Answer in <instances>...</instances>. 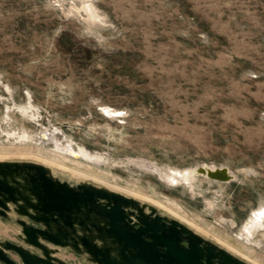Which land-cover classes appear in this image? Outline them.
Segmentation results:
<instances>
[{
  "label": "rangeland",
  "instance_id": "1",
  "mask_svg": "<svg viewBox=\"0 0 264 264\" xmlns=\"http://www.w3.org/2000/svg\"><path fill=\"white\" fill-rule=\"evenodd\" d=\"M80 1L0 0V146L25 129L53 148L43 135L55 133L103 156L94 166L110 183L175 200L202 235L244 242L264 263V230L238 233L264 202V0H94L104 21L91 24ZM203 162L235 179L192 190L153 169Z\"/></svg>",
  "mask_w": 264,
  "mask_h": 264
},
{
  "label": "water",
  "instance_id": "2",
  "mask_svg": "<svg viewBox=\"0 0 264 264\" xmlns=\"http://www.w3.org/2000/svg\"><path fill=\"white\" fill-rule=\"evenodd\" d=\"M210 165L192 169L235 179L228 166ZM60 174L35 160L0 159V221L16 238H0V264H74L67 251L81 264H251L154 204Z\"/></svg>",
  "mask_w": 264,
  "mask_h": 264
},
{
  "label": "bare ground",
  "instance_id": "3",
  "mask_svg": "<svg viewBox=\"0 0 264 264\" xmlns=\"http://www.w3.org/2000/svg\"><path fill=\"white\" fill-rule=\"evenodd\" d=\"M58 1L62 3L64 0H58ZM79 3L80 4L78 5V7L75 8V11L77 13L85 12L86 15L88 16V24H91L93 22L98 23L104 21V18L101 16L102 15L101 12L97 9L94 0H81ZM31 107H32L31 104L23 105L21 106V110L25 113H28L29 112L28 110ZM101 111L110 119L120 118L124 114V112L121 109L112 108L107 105H102ZM104 127H106L110 133H112L114 130L110 123L104 124ZM15 134L17 133L11 132L9 133V136L12 137ZM43 136L46 137L48 140H52L54 142L53 148H48L47 145H44L40 142H36L35 139L32 137V135L24 129L20 135L18 134L17 136H14L15 137L14 140L16 142H19V144L10 143L9 146H4V145L0 146V159H9V158L33 159L51 167L53 170H60L65 174L67 173L68 175L72 174L71 176L74 175L75 177H79V178L81 177L82 179L85 178V180L86 179L93 180L110 189L121 191L124 193L126 192V194L128 193V195L134 196L136 198L154 204L155 206L164 209L171 216L179 219L182 222H185L186 224L194 228L196 231L198 232L204 231V233H207L206 228H203L197 223L184 218V216H182L179 213V211L174 208L176 204L175 200L173 202L171 201V199L170 200L168 199V202L164 203L160 200L149 197L137 191L131 189L127 190L125 187L122 188L116 184H112L109 181H107L105 179V176H107V174L105 173L107 172L105 171L106 168L105 170H103L101 168H97L96 166H94V164L99 165L102 161H104L105 158L103 156L98 154H92L91 152L86 150L84 146L75 149V147L71 143L62 144L57 139L55 133H52L50 135H47V133H45ZM148 164L149 163L146 162L144 163L145 166H148ZM210 167L215 168L216 165H210ZM153 169L156 170L158 174L163 179H165L166 182H168L169 184H173V185L182 184L183 186L188 187L189 189L192 190L195 189L197 185H199L198 181H201L203 179H207L210 182L213 181L212 179H208L204 176H200L195 170L192 169V167L188 169L185 168L186 170H184L177 168L159 167L153 165ZM209 204H211V202H209ZM263 207H264V202H262L259 205V207L253 209L246 222L240 228V232L238 233H241L246 240L252 241V237L254 234H256L260 230H264V215H262L264 214V210H262ZM209 229L213 230V226L210 225ZM216 241L226 246L228 250H230L231 252L235 253L236 255L240 256L241 258H243L244 260L250 263L254 262L255 264H264L262 260L259 259L258 256H256L254 249L244 242H239L238 245H234L230 243L227 239L220 236L217 237Z\"/></svg>",
  "mask_w": 264,
  "mask_h": 264
},
{
  "label": "crops",
  "instance_id": "4",
  "mask_svg": "<svg viewBox=\"0 0 264 264\" xmlns=\"http://www.w3.org/2000/svg\"><path fill=\"white\" fill-rule=\"evenodd\" d=\"M8 225H10V224H8ZM4 226H5V224L3 223V221H0V228L2 229ZM7 227H9V226H7ZM10 227H11V225H10ZM11 232L13 234V231H11ZM0 238H9L11 240H16L15 236H8V235H0ZM62 257L65 258V259H67V260H69L64 254H63ZM74 264H77V263H74Z\"/></svg>",
  "mask_w": 264,
  "mask_h": 264
},
{
  "label": "flooded vegetation",
  "instance_id": "5",
  "mask_svg": "<svg viewBox=\"0 0 264 264\" xmlns=\"http://www.w3.org/2000/svg\"><path fill=\"white\" fill-rule=\"evenodd\" d=\"M6 223H8V224H10L11 225V223L10 222H6ZM69 252V251H68Z\"/></svg>",
  "mask_w": 264,
  "mask_h": 264
},
{
  "label": "snow or ice",
  "instance_id": "6",
  "mask_svg": "<svg viewBox=\"0 0 264 264\" xmlns=\"http://www.w3.org/2000/svg\"><path fill=\"white\" fill-rule=\"evenodd\" d=\"M262 215H264V214H262Z\"/></svg>",
  "mask_w": 264,
  "mask_h": 264
}]
</instances>
